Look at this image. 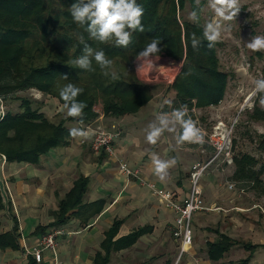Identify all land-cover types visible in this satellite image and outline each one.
<instances>
[{"label": "trees", "instance_id": "1", "mask_svg": "<svg viewBox=\"0 0 264 264\" xmlns=\"http://www.w3.org/2000/svg\"><path fill=\"white\" fill-rule=\"evenodd\" d=\"M77 0H0V100L5 106L18 104L16 113L6 110L0 122V155L7 163L38 165L40 158L50 151L67 145L71 139L66 124L89 126L99 117L96 111L102 105L103 115L120 119L137 115L153 99L151 85L140 81L136 75V55L153 38L161 41L160 57L182 64L173 85L176 103L188 109L217 107L224 100L229 76L220 70L217 56L218 43L209 49L203 41L202 11L196 9L195 0H137L142 5L144 32L135 31L127 48L114 43L102 44L89 39L87 25L77 24L70 8ZM189 7L199 11V20L182 18ZM201 7L204 3L201 2ZM193 34L202 41L199 48L192 46ZM85 43L93 49H102L114 61L119 79L105 76L93 60L94 71H86L71 63L83 54ZM67 76V79L64 78ZM73 83L83 89L78 100L87 106L83 117H68L59 123L52 122L42 111L26 98L32 90L54 100V107L64 108L58 86ZM264 95V94H259ZM255 102L250 120L264 122V108ZM65 109V108H64ZM66 110V109H65ZM67 111V110H66ZM259 149L264 151V136H260ZM234 181L252 183V188L264 195L261 175L264 166L256 171L258 162L249 155L235 156ZM86 182L75 184L71 194L61 202L57 225L64 224L68 213L79 209L90 210L94 206L83 205ZM0 209H4L0 195ZM119 223H115L103 248L106 256H98L94 264H107L112 248L132 245L139 234L113 244ZM16 227L13 229L15 233ZM218 239L207 245V255L217 263L236 245L229 237L217 234ZM11 236L0 237V248L13 246ZM246 258L236 264H250L255 252L264 246L243 245Z\"/></svg>", "mask_w": 264, "mask_h": 264}, {"label": "crops", "instance_id": "2", "mask_svg": "<svg viewBox=\"0 0 264 264\" xmlns=\"http://www.w3.org/2000/svg\"><path fill=\"white\" fill-rule=\"evenodd\" d=\"M171 93L174 98L170 100V105H166L168 111L180 107L175 102V92ZM156 99L157 97L153 95L152 101L137 115L126 116L119 121L105 117L101 111L102 114H99L93 124L75 126L88 131L89 138L71 137L67 145L42 156L38 165L4 163L2 177L9 195L10 211L15 226L12 227L4 209H0V237L10 235L13 239V246L0 248V264H37L33 256L25 252L24 246L28 249L36 247L41 236L57 228L64 231V235L58 239L60 264H94L98 256H106L103 245L115 223L120 225L113 238V244L133 234L138 233L139 236L130 246L112 248L107 264H236L247 256L243 245L264 246V242L240 241L233 236L237 235L238 229L244 228L243 224L234 232L231 229L230 235L218 227L212 230L206 226L207 230H211L210 236L214 237L204 238L201 231L204 224H201V221L217 220L220 214L200 212L192 219V246L188 253L183 255L179 253V246L171 234L176 216L152 194L147 185L152 184L158 190L169 191L175 202H183L189 195L192 167L197 162L208 161L213 151L205 141L203 144L186 143L184 146L189 152L184 157L182 154L177 156L174 154L175 137L168 132H165L155 145L150 144L146 139L148 125L163 111V107L157 108ZM190 117L194 119L192 114ZM112 124L121 131L120 137L117 135L114 138L116 158L124 160L132 169L139 170L141 180H128L121 175L116 158L104 153L91 152L93 130L106 129ZM67 128L70 130L72 127L67 125ZM205 149L211 152H205ZM153 153L164 160L176 159L175 165L167 170L163 178L155 174L151 160ZM201 155H204L202 159L197 158L190 163L192 156ZM208 155L209 159L206 158ZM209 176L210 174H205L202 182ZM80 180L86 182L82 204L94 207L88 211L82 210L81 213L76 208L68 213V219L64 224L57 225L61 202L71 194L75 184ZM201 189L203 190V185ZM203 197L204 200H211V197L206 199L205 190ZM212 199L214 201L211 200L212 205H208V208L222 209L219 205L225 206L224 201L218 203L219 193L216 190ZM222 222L218 221L217 226ZM236 226H239L237 220ZM15 227L16 231L13 233ZM245 230L248 232L253 230V225ZM217 234L233 240L236 245L230 251L242 249V255L228 260L229 251L221 261L211 262L207 255V245L218 239ZM254 257L250 264H256L258 261V258ZM43 258L41 264H52L48 253H44Z\"/></svg>", "mask_w": 264, "mask_h": 264}, {"label": "rangeland", "instance_id": "3", "mask_svg": "<svg viewBox=\"0 0 264 264\" xmlns=\"http://www.w3.org/2000/svg\"><path fill=\"white\" fill-rule=\"evenodd\" d=\"M201 2L204 3V10L202 11L204 27L207 22L213 19L214 13L208 7V0H201ZM240 9V12L233 21L223 22L226 29L230 26V30L224 31L217 47L220 70L229 76L225 98L219 106L202 109L201 111H198L197 109L191 110L189 111V116L192 114L194 116L193 120L204 130V141L207 143V137L216 126H225L228 131L232 132L231 140L233 159L235 156L239 158L243 155H249L257 160L258 166L255 169L256 171H259L260 168L264 166V151L259 149L260 136H264V122L256 123L251 121L250 114L255 102H258L259 104V94L256 96L252 95V81L257 78H264V50L252 51L247 47V43L250 42L251 38L255 35H264V1L240 0ZM190 14L189 7L187 6L186 11L182 13V18L185 20H191ZM156 64L157 69L155 71H146L143 76L136 72V75L140 81L152 86L153 95L157 97L155 101L157 108L159 109L160 107H163L162 110L167 112V104H165L164 101L173 99L174 95L171 93L172 90L169 89L172 85L166 83L164 75L168 74L169 68L173 64L179 68L178 73H180L182 64L175 63L165 57H160V60L157 61ZM136 69L137 61L135 62V71ZM23 95H26V98L30 101L38 103L35 104V107H40L42 105V111L45 112L44 114L52 122L59 123L61 120L69 117L64 108L60 106L57 108L54 107L57 102L55 103L54 100L47 98L36 90H32L21 96ZM0 103L4 114L6 110H10L14 113L18 112L17 103L10 106L7 104L5 106L4 102L1 100ZM258 106H260V104ZM95 109L98 114H100L102 111V105L98 104ZM120 119H115L114 121H119ZM67 125L72 128H78L75 127L76 125L73 123H68L66 126ZM100 130L108 134L118 135L119 137L121 133L119 128L113 124L106 129L96 128L93 132L95 133ZM171 134L176 140V134ZM211 151L205 149V152ZM91 152L94 154L92 150ZM188 152L189 150H186L184 145L178 146L174 141L175 155L179 156L182 154L184 157ZM203 156L204 155H201L200 157L192 156L190 158V163H193L197 158L202 159ZM206 158L209 159L210 156L208 155ZM118 159L122 160L120 158ZM235 170L234 161L231 165L219 161L212 164V167L207 170L206 174H210V176L207 177L205 181H201V186L203 185V190L206 191V199L211 197V200L214 201L212 197H214L216 190L219 193L218 203L224 201L225 205L223 207H221V204L219 205L222 209L208 208V205H212L213 201L210 199H208L209 201L204 200L205 197H203V200L206 202L205 206L209 210L202 211L201 213L205 214V212H211L210 214H214L216 212L220 214V217L211 222L201 221V224H204L203 228H201L202 236L204 238L214 237L212 235L210 236L209 232H211V230H207L206 226L211 227L212 230L217 229L218 227L219 230L230 235L232 234L230 233L231 229L234 232L237 227H242L241 224H243L245 229L248 228V226L253 225V230H249L248 232L244 228L238 229L237 235H233L236 236V239L240 241L248 240L253 243L264 242V195L258 190H254L252 188V183L243 184L234 181L233 175ZM261 182L264 186V172L261 175ZM213 186L214 188H212ZM203 190L201 189L202 196ZM209 202L211 203L209 204ZM225 209L227 212H225ZM222 215L225 217H222ZM236 220L239 226H236ZM218 221L222 222L220 226H217ZM244 232L247 234L242 235L241 233ZM171 234L174 241L179 246L180 253V243L174 238L172 230ZM241 250L242 249H237L236 252L230 251L227 257L228 260L236 259L242 255ZM254 256V259L258 258L256 264H264V249H258Z\"/></svg>", "mask_w": 264, "mask_h": 264}, {"label": "clouds", "instance_id": "4", "mask_svg": "<svg viewBox=\"0 0 264 264\" xmlns=\"http://www.w3.org/2000/svg\"><path fill=\"white\" fill-rule=\"evenodd\" d=\"M196 9L203 11L201 0H195ZM208 7L213 11L214 17L203 27V41L207 47L212 49L220 42L226 30H230L223 22L233 21L240 12V0H208ZM199 11L193 10L190 14L192 21L199 20ZM70 12L73 20L80 25H87L86 31L89 39L102 44L114 43L116 47L127 48L132 42V35L135 31L144 32L142 24L144 9L137 0H77L73 3ZM80 42L84 44L83 54L71 61L72 64L86 71H94L93 60L99 65L105 76H111L113 80L119 79L114 69V61L109 59L106 53L100 49L96 50L85 43L83 36ZM161 41L153 38L150 43L136 55L137 74L143 76L146 71H155L156 62L160 60L162 49L159 47ZM202 41L195 34L192 37V46L197 49ZM252 51L264 50V35H255L247 43ZM67 79V76H64ZM253 96L264 94V78H257L252 81ZM60 98L64 101V108L69 117H83L84 109L87 106L78 100L83 89L73 83L58 86ZM170 105V100H165ZM259 104L264 108V95H259ZM165 132L176 134L178 146L184 144H203L204 130L196 121L189 116L187 105L173 108L171 111L160 112L156 120L148 125L146 139L150 144L155 145ZM69 135L72 138H89V132L80 128H71ZM151 160L154 165L155 174L163 178L167 170L174 166L176 159L164 160L153 153Z\"/></svg>", "mask_w": 264, "mask_h": 264}, {"label": "built area", "instance_id": "5", "mask_svg": "<svg viewBox=\"0 0 264 264\" xmlns=\"http://www.w3.org/2000/svg\"><path fill=\"white\" fill-rule=\"evenodd\" d=\"M264 1V0H263ZM179 68L174 64L169 68L168 74L164 75L167 84L173 85ZM231 131L221 125L216 126L208 136V144L213 151L212 157L206 162H197L190 172V191L183 202H175L169 191L158 190L154 185H147L152 194L158 198L167 209L175 214V224L172 229L174 238L180 243V254L188 253L193 244V231L191 228L192 218L195 214L208 211L205 206L201 191V181L212 164L222 161L224 164H233ZM117 135L108 134L102 130L93 132L90 148L95 153H104L109 157L116 158L114 138ZM3 157V164L6 159ZM117 159V158H116ZM119 172L128 180H141L139 170L132 169L127 163L117 159ZM142 182V181H141ZM232 188V187H231ZM64 231L57 228L44 234L38 241L36 247L28 249L24 246L25 252L33 256L37 264L43 262L44 253L50 255L52 264L59 263V241Z\"/></svg>", "mask_w": 264, "mask_h": 264}, {"label": "water", "instance_id": "6", "mask_svg": "<svg viewBox=\"0 0 264 264\" xmlns=\"http://www.w3.org/2000/svg\"><path fill=\"white\" fill-rule=\"evenodd\" d=\"M3 116H4V112H3V108H2L1 103H0V122L3 119ZM3 162H4L3 157L0 155V195L2 198L3 206H4L5 215L10 220L12 227H14L15 221H14L13 217L11 216L9 195L7 192L5 182H4L3 177H2Z\"/></svg>", "mask_w": 264, "mask_h": 264}]
</instances>
